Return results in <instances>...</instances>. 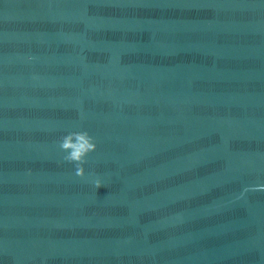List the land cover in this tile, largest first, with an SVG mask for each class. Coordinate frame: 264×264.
<instances>
[{"label": "water", "instance_id": "1", "mask_svg": "<svg viewBox=\"0 0 264 264\" xmlns=\"http://www.w3.org/2000/svg\"><path fill=\"white\" fill-rule=\"evenodd\" d=\"M0 264H264V0H0Z\"/></svg>", "mask_w": 264, "mask_h": 264}, {"label": "clouds", "instance_id": "2", "mask_svg": "<svg viewBox=\"0 0 264 264\" xmlns=\"http://www.w3.org/2000/svg\"><path fill=\"white\" fill-rule=\"evenodd\" d=\"M61 36L64 40V43L76 46L78 41L76 38L70 34L61 31ZM9 41V38L6 35V42ZM83 60V57H81ZM39 60L37 56H34L29 53L16 52L11 57H6V65L21 63L25 65H33ZM86 66V65H85ZM31 81L34 85H39L41 83V76L38 72L33 71L31 73ZM22 82L19 80L14 81V84L19 86ZM107 95L113 99V103L119 107L123 108V104L127 101L120 102L117 101L113 96V90L111 88L106 89ZM103 95V93H101ZM80 118L83 119V114H80ZM59 150L63 153L62 160L67 164L74 166V176L78 177L80 180L87 181L89 173L85 167L88 164V158L95 152L98 151V143L96 138L92 136L86 130L72 131L63 135L57 141ZM92 187L94 189H99L104 186V182L99 177L91 181ZM247 191V189L245 190Z\"/></svg>", "mask_w": 264, "mask_h": 264}]
</instances>
